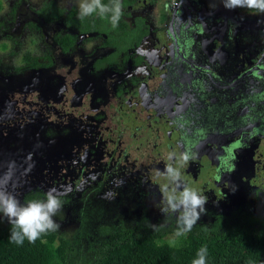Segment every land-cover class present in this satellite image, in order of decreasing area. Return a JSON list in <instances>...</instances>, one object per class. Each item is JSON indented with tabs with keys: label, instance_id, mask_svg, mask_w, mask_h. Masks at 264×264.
I'll list each match as a JSON object with an SVG mask.
<instances>
[{
	"label": "flooded vegetation",
	"instance_id": "af4514ba",
	"mask_svg": "<svg viewBox=\"0 0 264 264\" xmlns=\"http://www.w3.org/2000/svg\"><path fill=\"white\" fill-rule=\"evenodd\" d=\"M26 1L17 0L13 3L15 12L12 11V26L13 29L22 27V31L32 35L29 44L33 47L34 54L26 62L19 58L16 66L10 68L9 77L12 82L8 88V94L13 98L9 107L18 106L20 111L24 112L22 116H25L26 106H36L34 111L45 115H61L56 103H59L62 97L63 100L67 99L70 86V106L77 107V111L83 113L89 124L101 127L104 131L122 132L128 127L138 133L143 123L149 125V122L161 119L160 128L164 135L166 134L165 137L172 135L169 143L178 144L173 150L178 154L176 164L184 173L186 162H183L181 157L185 153L189 155V159L197 157L198 142L208 136L204 134L200 137V133L216 127L231 126L238 129L242 120H245V125L254 121L262 123L261 126L264 124V119H261L264 118V68H261L264 64V53L260 54L264 47H252L258 52L253 53L250 67L247 61V68H243L241 72L233 68L234 60L239 56L236 51L238 37L240 40L245 38L246 41L254 37L257 40L256 36L264 37V13L246 8L229 10L224 7L222 0H129L130 3L123 8L121 24L124 27L128 24L130 32L123 39L121 30L95 29L94 20L98 17L97 14L81 20L76 8L72 7L65 12V8H59L54 0H47L40 8H33ZM163 3H167V6ZM21 4L23 10H19ZM49 5L62 11L60 14L49 10H46L47 14L41 12ZM136 9L141 11L140 14L132 16L133 10ZM154 9L158 10L156 22H159L162 28L157 26L153 31L146 17L153 15L147 14L146 11ZM70 11L74 12L73 16H70L73 23L67 16ZM163 11L168 13L164 16ZM224 21V26L219 24ZM137 25L147 27V32L135 43L136 40L133 42L130 33ZM164 25L167 26L166 41L162 44V49L158 48L162 54L157 55L156 49L151 54L149 50H141L140 47L146 46L149 39L154 43L153 46H156L154 40L158 37L163 39L162 31L166 32ZM85 26L88 30L84 31L82 28ZM239 29L241 32H238L236 37V31ZM5 32L7 33V29ZM66 35L70 37L62 39ZM13 39L14 37L11 38ZM119 41L124 43H118ZM126 44L130 47L126 48ZM247 51L241 50V53L246 54ZM36 54L38 64L45 66L29 65ZM46 54L50 56L49 59ZM223 56L225 59H222V65L218 59ZM241 56L238 65L243 64ZM118 60H121L124 68L118 67L113 76H109ZM53 66L69 67L62 75H51L52 81L57 79L58 83L55 85L62 90L58 93V98L55 93V96L49 94L44 98L45 92L40 86L32 90H20L19 87L13 86V78L19 74L24 75L28 70L40 72ZM137 67L146 68V74L140 75V72L136 71ZM104 74L110 79L108 83L104 79L98 80V76ZM81 83L82 89L79 90L77 86ZM230 96L231 100L244 103L243 112L251 110L252 113L237 116L232 109L222 106V101ZM29 97L31 100L27 102ZM40 97H43V101H36ZM73 97L79 100L73 101ZM184 100L187 101L185 106L182 104ZM206 100L215 101L210 110L205 106ZM18 103L20 105H17ZM170 103L175 107L171 113ZM9 107L2 109L0 115L9 117ZM62 107L63 110L66 108L64 104ZM222 112L225 115L229 112L231 114L226 117ZM216 115L218 117L213 119L212 116ZM173 116L175 120L171 118ZM261 133H264V126ZM246 135L247 133L241 132L239 144L246 143L249 147V143L244 140ZM226 148L230 149V145ZM212 160L214 164L209 166L211 180L205 179L204 183L206 187L213 185L217 191L224 175L231 176V168L237 169V158L230 152L229 158L215 154ZM104 173V169H99V175ZM34 175L41 183L24 187L28 189L21 197L25 203L28 201L24 199L30 195L40 196V200H44L50 189L45 171H35ZM103 181L104 178L100 180L102 183ZM101 189L100 184L90 192L98 195ZM74 192L75 189L72 188L60 195L61 201H69Z\"/></svg>",
	"mask_w": 264,
	"mask_h": 264
},
{
	"label": "rangeland",
	"instance_id": "374dc122",
	"mask_svg": "<svg viewBox=\"0 0 264 264\" xmlns=\"http://www.w3.org/2000/svg\"><path fill=\"white\" fill-rule=\"evenodd\" d=\"M2 1L0 21L5 24L4 32L7 29V33H10L15 40L0 36V46L2 43L7 44L6 49L0 48V112L9 107L13 100L8 94L9 84L12 82L9 77L10 68L16 66L17 60L26 62L34 54V49L29 44L32 35L22 31V27L13 29L12 26V16H14L12 5L17 0ZM46 1L27 0L26 2L33 8H40ZM54 1L59 8H65V12L72 7L79 11V4L82 2V0ZM163 4L167 6V3ZM134 7L136 8V5ZM19 10H23V4ZM140 12L138 9L133 10L132 16ZM156 12L157 9L146 11L147 14L153 15L146 16L153 31L157 26L162 28L161 24L156 22L158 17ZM167 13L163 11L164 16ZM224 23L225 21L219 24L224 26ZM162 32H164L163 39L160 36L154 40L156 46H153L154 43L149 39L146 46H141L140 49L149 50L150 54L156 49L157 55L162 54L159 49L165 44L167 28L166 32ZM238 32H241L240 29L236 31V37ZM256 38L257 40L254 37L246 41L245 38L240 40L238 37L236 51L239 56L233 63V68L237 72L247 68V61H249L248 67L251 66L253 53L258 52L252 49L253 46L264 47V37L256 36ZM11 50L12 52H9ZM241 50L248 51L245 54L241 53ZM263 53L264 49L260 54ZM240 56L243 59L242 65H238ZM262 65L263 69L264 64ZM114 66L116 69L112 68L109 76H113L118 67L124 68L121 60H118ZM68 69V66L61 68L53 66L40 72L28 70L24 75L19 74L13 78V86L19 87L20 90H32L40 86L45 92L44 98L49 94L53 96L56 94L58 98V93L62 90L60 91L55 85L58 83L57 79L55 82L52 81L51 75L54 73L62 75ZM136 71L140 72V75L146 74L144 67H137ZM102 79L107 83L110 81L105 74L98 76V80ZM77 87L81 90L82 83ZM68 90L67 99L63 100L62 97L60 102L56 103L61 115H45L40 111H34L36 106H26L25 116H22L24 112L16 105L9 107V117L0 115V184L7 183L8 189L21 204H26L21 200L22 194L28 190L24 187L41 183L35 179V171H45L49 188L55 189L60 195L69 192L72 188L75 189L74 194L69 197L70 200L62 202L63 207L54 220L60 225L56 231L59 236L75 239L80 235L82 214L88 216L87 234L82 231L81 244L76 245L73 251L75 259L80 264H88L86 257H88L89 245L96 238H102L106 234V227L112 224L132 227L144 218L154 226L172 229L164 238L158 239L159 243H170L177 228L176 216L165 214L161 209L164 207V197L167 192L176 190L174 184H169L166 168L168 166L178 168L176 164L178 154L173 150L178 144L171 145L167 141L166 134L164 135L160 128L161 119L153 123L149 122V125L143 123L138 133L128 127L122 132L120 130L111 132L91 125L83 113L77 111V107L70 106L72 103L70 86ZM231 99L232 96L223 100L222 106L232 109L237 116L246 115L247 112L252 113L251 110L243 112L244 103ZM30 100V97L27 98V102ZM77 100L79 99L73 97V101L77 102ZM36 101L42 102L43 97ZM62 104L66 106L64 110ZM205 106L209 109L211 102L206 101ZM230 114L229 112L225 115L222 112L226 117ZM245 123V120H242L238 129L231 126L216 127L212 129L215 132L210 129L203 134L200 133V137L204 134L208 136L198 144L197 157H191L186 161L184 166L186 173L178 168L183 183L197 190L207 199L205 211L197 223L210 224L215 219V214L231 216L235 210L240 211L238 217L250 213L258 217L264 216V133H261L264 124L261 126L262 123L255 121L246 125ZM241 132L247 133L244 140L249 143V147L246 143L239 144ZM120 135L122 136L117 141ZM228 145L230 149L226 148ZM230 152H233L237 158V169L231 168V176L224 175L223 181L219 187L217 186L218 192L213 185L206 187L204 180H211L209 166L214 164L213 156L221 154L222 157L229 158ZM231 160L232 158L229 159ZM99 169H104L105 173L99 175ZM102 178H104L103 183L100 182ZM246 178H249L250 182ZM100 184L102 189L98 195L91 194L90 190L92 188L95 190ZM164 189H167V192ZM6 223H8L6 218L0 214V225ZM183 240V236L179 237L175 244H180Z\"/></svg>",
	"mask_w": 264,
	"mask_h": 264
},
{
	"label": "trees",
	"instance_id": "16d2710c",
	"mask_svg": "<svg viewBox=\"0 0 264 264\" xmlns=\"http://www.w3.org/2000/svg\"><path fill=\"white\" fill-rule=\"evenodd\" d=\"M102 2L110 4L113 0H102ZM120 3L122 12H124L123 8L130 2L129 0H120ZM12 9L15 12V8ZM2 10L3 1L0 0V12ZM46 10L57 14L62 11L49 5L41 12L47 14ZM73 13V11L68 13L69 19ZM109 17L110 14L103 18L96 17L94 20L96 27L94 28L98 30L103 28L105 31L108 28H113ZM121 18L122 16L115 29L121 30L124 34L123 39H125L130 30H128V24L125 27L121 24ZM70 22L73 23L71 19ZM86 26L82 30H88ZM146 32L147 27L137 25L131 31L130 36L132 35L133 42L136 40L135 43H137ZM0 36L12 38L4 32L2 21H0ZM69 37L66 35L62 39ZM128 47L130 46L126 44V48ZM0 48L6 49L7 44L2 43ZM37 55L32 57L29 65L32 67L45 66V64H38ZM46 57L50 58L48 54ZM212 117L216 119L218 115ZM34 199L40 200L41 197L30 195L25 198L28 202L34 201ZM239 213V210H235L231 216L215 214V219L210 224L196 223L192 230L183 236V242L175 245L158 242V239L164 238L172 229L153 227L154 225L147 219L139 220L132 227L112 224L106 229L103 228L106 234L102 238H96L89 245L87 263L192 264V261L197 258L199 249L206 246L208 249L206 264H264V216L258 217L250 213L238 217ZM81 218L80 235L75 239L59 236L55 231L43 234L35 243H29L25 239L21 245L15 244L9 239L13 227L11 224L0 225V264H80L75 259L73 251L76 245L81 244L82 231L87 234L88 216L84 213Z\"/></svg>",
	"mask_w": 264,
	"mask_h": 264
},
{
	"label": "clouds",
	"instance_id": "9594fccd",
	"mask_svg": "<svg viewBox=\"0 0 264 264\" xmlns=\"http://www.w3.org/2000/svg\"><path fill=\"white\" fill-rule=\"evenodd\" d=\"M222 2L224 7L229 10L246 8L264 13V0H222ZM93 14H97L101 18L110 14L111 25L116 28L122 14L120 0H113L110 4H105L102 0H82L79 4L78 18L83 20ZM223 58L224 56L218 59L220 64L223 63ZM206 101L211 102V106L215 103V101ZM206 108L208 109L207 106ZM189 158V155L185 153L181 160L186 162ZM166 176L169 184L176 186V190L167 192V189H164L167 195L164 197V207L161 211L176 216L177 228L173 238L169 241L171 245H175L176 239L185 236L198 222L201 214L205 211L207 199L197 190L183 183L178 168L168 166ZM62 207L60 194L55 189H49L44 200L21 204L13 192L8 189L7 183L0 184V214L13 226L9 239L15 244L21 245L25 239L29 243H35L43 234L57 231L60 225L54 220V217ZM207 253V247H201L192 264H206Z\"/></svg>",
	"mask_w": 264,
	"mask_h": 264
},
{
	"label": "water",
	"instance_id": "95a60500",
	"mask_svg": "<svg viewBox=\"0 0 264 264\" xmlns=\"http://www.w3.org/2000/svg\"><path fill=\"white\" fill-rule=\"evenodd\" d=\"M168 99H171V97H168ZM174 109H175V107L172 105V103H170V110H169V112L171 111H174ZM173 120H175L176 118H175V116H173V117H171ZM169 134V133H168ZM171 137H172V135H167V141H170L171 140ZM205 138H203L202 140H204ZM198 144H200V141L198 142ZM176 147V146H175ZM175 150V149H174ZM194 152H196V147H195V150H194Z\"/></svg>",
	"mask_w": 264,
	"mask_h": 264
},
{
	"label": "bare ground",
	"instance_id": "6f19581e",
	"mask_svg": "<svg viewBox=\"0 0 264 264\" xmlns=\"http://www.w3.org/2000/svg\"><path fill=\"white\" fill-rule=\"evenodd\" d=\"M182 104L183 106H185L187 104V101L186 100L182 101Z\"/></svg>",
	"mask_w": 264,
	"mask_h": 264
}]
</instances>
